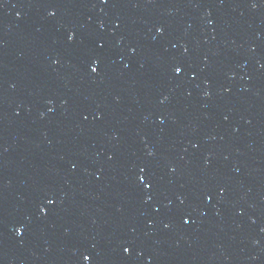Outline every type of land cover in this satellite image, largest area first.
Returning a JSON list of instances; mask_svg holds the SVG:
<instances>
[{"label":"water","instance_id":"1","mask_svg":"<svg viewBox=\"0 0 264 264\" xmlns=\"http://www.w3.org/2000/svg\"><path fill=\"white\" fill-rule=\"evenodd\" d=\"M0 264H264V0H0Z\"/></svg>","mask_w":264,"mask_h":264},{"label":"snow or ice","instance_id":"2","mask_svg":"<svg viewBox=\"0 0 264 264\" xmlns=\"http://www.w3.org/2000/svg\"><path fill=\"white\" fill-rule=\"evenodd\" d=\"M93 71H96V68L95 67H93V69H92ZM176 71L177 72H179V71H181V69H179V68H177L176 69ZM143 179V178H142ZM128 249H125V251H127ZM85 259H88V257H85Z\"/></svg>","mask_w":264,"mask_h":264}]
</instances>
